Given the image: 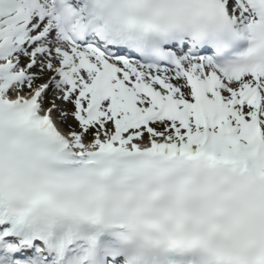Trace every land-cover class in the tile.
Returning <instances> with one entry per match:
<instances>
[{
  "label": "snow or ice",
  "instance_id": "6c2138e0",
  "mask_svg": "<svg viewBox=\"0 0 264 264\" xmlns=\"http://www.w3.org/2000/svg\"><path fill=\"white\" fill-rule=\"evenodd\" d=\"M0 264H264V0H0Z\"/></svg>",
  "mask_w": 264,
  "mask_h": 264
}]
</instances>
